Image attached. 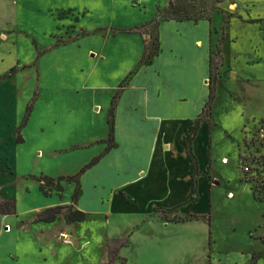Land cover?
<instances>
[{
    "label": "rangeland",
    "instance_id": "obj_1",
    "mask_svg": "<svg viewBox=\"0 0 264 264\" xmlns=\"http://www.w3.org/2000/svg\"><path fill=\"white\" fill-rule=\"evenodd\" d=\"M171 1L213 16L206 83H213L215 98L211 107L206 100L201 115L211 135L195 151L197 193L187 156L171 133L164 137L173 148L163 147L159 167L144 181L132 180L144 161L131 162L123 153L88 168L80 177L88 213L83 221L67 222L65 212L52 222L37 220L47 207L74 204L76 183L67 176L105 151L108 118L120 98L136 100L141 85L152 81L149 64L161 50V23L190 19L166 13ZM236 1H229L231 8ZM219 6L216 0H0V200H14L17 208L13 221L3 224L4 232L13 231L0 239V264H251L253 255H264V42L254 24L239 18L227 24ZM253 10L263 17L264 0ZM182 33L165 35L162 48L171 46L179 59L164 51L160 66L178 85L198 88L197 101L206 65L191 42L206 26ZM247 60L261 62L250 66ZM124 103L122 136L124 118H143ZM174 111L193 113L191 107ZM172 167L175 181L165 188ZM45 176L54 183L42 190ZM125 181L141 208L110 190ZM157 189L163 199L154 213L147 207ZM192 213L209 214L210 224L202 217L176 221ZM64 229L72 232L66 243Z\"/></svg>",
    "mask_w": 264,
    "mask_h": 264
},
{
    "label": "crops",
    "instance_id": "obj_2",
    "mask_svg": "<svg viewBox=\"0 0 264 264\" xmlns=\"http://www.w3.org/2000/svg\"><path fill=\"white\" fill-rule=\"evenodd\" d=\"M229 1L231 2V0H222L218 2V4H220L219 6L220 10L225 9V12L230 14V22H231V19L239 18L244 22L254 24L255 27L258 28L257 35H258L259 42L261 41L264 42V27H263L264 16L261 17V15L257 14L253 10L257 5V1L259 2L260 0H237L235 3L236 4L235 8H231V3ZM217 15L220 21L223 23V15L221 13H217ZM212 19H213V16H212ZM211 21L207 18H202L200 20L187 19V20H182V21L181 20H165L161 23L160 30H159L161 50H160L159 55L155 57L154 62L152 64H149V66H151L150 68H152V71H153V79L150 83L143 84L141 85V87L140 85H138V87H140L139 88L140 94L139 96H136L135 98L136 100L133 99L131 101H126L124 97V98H120V101L117 102L116 108H115L116 146L112 147L110 150L107 151L106 150L107 144H105L106 145L105 151L99 154L101 157L98 160V162L95 164L99 166L104 158H107L108 160H113L115 155H117L118 153H123L126 156H128L131 162L144 161V164L139 166V170L137 174H135V176L132 179L137 182L144 181V179L148 177L149 173L152 171L154 166L159 167V163L161 162L158 161V156L162 154L160 152L163 149V147L173 148V143L170 140V138L168 139L164 137L172 133L173 135L179 138L182 149H183V153H185L187 156L185 157V159L188 162L190 173L191 172L193 173V166L187 155L186 141H187L189 134L192 131V128L194 126L196 119L201 118V115L204 111V107L206 104V100L208 99V95H209V85L208 83H206V80H207L208 73H209V56H210V50H211L210 34H211V25H213ZM201 25L206 26V34L204 36H198V35L193 36L192 42H191L192 44L191 48H193L194 51L202 52V55L204 54V61H203V58H202V61L206 65V71L204 72V74H201V78L204 79L203 80L204 84H203V88L201 89V95H200L201 97L197 101H195V99H197L196 93L198 92V88L196 87L194 88V85L188 88L187 86L180 85V84L178 85L177 83H175L171 77L172 73L170 72L165 73L163 68L160 66V60L161 58H163V55H161V53H163L164 51H166L165 55L172 56L175 59L174 62L176 61V58H178V56H175L173 54L175 49L172 48L171 46L162 48L165 42L164 40L165 35L167 37L168 33L172 32L175 34L176 37L178 36L177 38H179L183 34L182 32L186 33L190 31H194V29H197V27L198 26L200 27ZM229 25H228V28H229ZM229 41H230V37L227 31V35H226V38L222 46L223 47L222 50H224V53H225V47ZM255 42H257V40ZM257 51L258 50H255V52ZM253 61L254 60L252 61L247 60L246 64L252 66V65H259V63L261 62L260 60L255 61V62ZM182 64H186V62H182ZM181 77L182 78L185 77L184 72L181 73ZM166 98L169 100H167ZM123 101H125L124 104L127 107L129 108L133 107V109L135 110L133 114L135 115L138 114L139 116L143 117V118H124V122H125V126L123 127V129L125 130L124 136H122L120 132V126H119V120H118V114L120 112L121 106L123 105ZM184 107L186 108L191 107L193 109V113L192 114H182V113L179 114L174 111V108H176L177 110H183ZM199 111H202V112H199ZM210 127L211 126H210L209 120L205 119L203 122L201 121L198 135L192 141V148H193L194 153L195 151L197 152L198 143L202 144V146H205V143H207V137L211 135ZM136 130H139V131L135 132ZM123 165L124 163L122 165L119 164L120 167H122ZM173 165L175 166V163ZM124 172L126 173L127 170H125ZM190 173H189V176H190ZM174 174L175 172H174L173 167H172V170L171 169L167 170V175L169 177L168 179L169 183L165 184V188L169 187L171 183L175 181ZM82 180L83 179L80 178L81 186H82L81 184ZM126 182L127 181L117 184L110 190L119 192V196H121L120 194L123 192L124 194L129 195L130 198L132 197V200L135 201V203L131 202V204L135 206L133 207V209L137 210L141 208V205H139L138 200L134 199V197L131 194H129L128 192L124 190V188L126 187ZM191 182H192V174H191ZM103 184H106V183H103ZM197 187H198V183H197ZM170 189L171 187L166 191H169ZM120 191L122 192L120 193ZM192 191H193V182H192ZM229 194L233 195V192L230 191ZM83 195L84 194H82L81 198L79 197V200L77 203H75V205H76V208L86 210L85 207L83 206ZM115 195L116 194H114L111 200L108 199L107 201L108 202L111 201V203L115 201L116 199ZM162 196L163 195H160L159 189L155 190L152 198H150V201L148 202L149 207L147 208L151 207V211H154L155 213L156 208L158 207L161 208L160 206H157L158 205L157 202L163 199ZM191 199H192V196H191ZM192 200H196V199H192ZM119 201H125V200L122 198V200L119 199ZM125 202L129 204L130 201L126 199ZM174 207H177V206L169 207V209L174 208ZM15 214H1L0 213V239L4 236V234H9L13 231L11 230V232H4L3 224L4 223L10 224L9 220L13 221L11 216ZM192 214H196V213H192ZM177 222H180V221H177ZM63 233L67 236V238L64 239L63 242L64 243H66L67 241L69 242L71 240L69 235L71 236L72 232H69L68 230L64 229ZM3 247H4L3 241H0V250H2ZM262 260H264V255H258L255 263L260 264L262 263Z\"/></svg>",
    "mask_w": 264,
    "mask_h": 264
},
{
    "label": "trees",
    "instance_id": "obj_3",
    "mask_svg": "<svg viewBox=\"0 0 264 264\" xmlns=\"http://www.w3.org/2000/svg\"><path fill=\"white\" fill-rule=\"evenodd\" d=\"M220 1H222V0H216V2H220ZM167 12H170L173 14L183 12L185 17L193 19V20H200L202 18H207L210 21L212 20V17L204 15V12L202 10H196L194 7H192V9H191L190 6L179 7L173 1H171L169 3V6H168V9L166 10V13ZM227 17H228V19L226 20V23L229 24L230 23V14H228ZM224 40H225V37L223 36L222 37V43L224 42ZM208 85H209V95H208L207 103H208L209 107H211V103L215 98V88H214L212 82H209ZM116 98H117V94L114 95V99H116ZM108 124H109V133H108V138L106 139V142H107L106 150L107 151L110 150L112 147L116 146V141H115V112L113 114V118H108ZM200 125H201V118H197L195 123H194V126L192 128V131L189 134L187 141H186L187 155H188V157L192 163V166H193V173H192L193 193L197 192V183H198L197 177L199 176L200 168H199L198 158H197L196 154L193 152L192 141L198 135ZM100 157H101L100 155L94 157L89 163H87L84 167H82V169L77 174L67 176L68 180L74 181L76 183L75 192L73 194V203L74 204L78 202L80 194L82 193V188L80 185L81 175L83 173H85V171L88 168H90L92 165L97 163L98 160L100 159ZM64 178H65V176H60L58 178V181L56 182V186H57L58 190H62L61 180ZM41 181H42V183H41L40 188L42 190L45 188L46 185L51 186L54 183V179L52 177L49 178L47 176H45ZM44 192H46V191H44ZM194 198H195V196H192V199H194ZM128 201H130V197L128 198ZM74 204H67V205L58 204L55 206L47 207L36 218H37V220L39 219V220L46 221V222H52V221L56 220L60 214L65 212V219L67 222L83 221L87 217L86 211L79 209V208H76L74 206ZM16 209H17L16 208V202L14 200H6V201L0 200V213H2V214H15L17 212ZM201 217L203 219L207 220V222L210 224L211 217L209 214L207 216L206 215L205 216H203V215L199 216L198 214H191L189 216L180 218L176 221H186V220L194 219V218L199 219ZM114 242H116V241H114ZM110 245H112V243ZM110 245H109V248H110V252H111L112 248ZM123 245H124L123 243H120L119 247H121ZM257 257H258L257 255L252 256L251 264H255ZM116 258H117V255L115 253H113L112 255H110V262H112Z\"/></svg>",
    "mask_w": 264,
    "mask_h": 264
},
{
    "label": "built area",
    "instance_id": "obj_4",
    "mask_svg": "<svg viewBox=\"0 0 264 264\" xmlns=\"http://www.w3.org/2000/svg\"><path fill=\"white\" fill-rule=\"evenodd\" d=\"M9 227H10V225H7V227H6V228H7V229H9Z\"/></svg>",
    "mask_w": 264,
    "mask_h": 264
}]
</instances>
